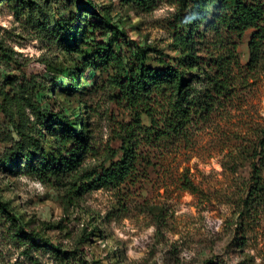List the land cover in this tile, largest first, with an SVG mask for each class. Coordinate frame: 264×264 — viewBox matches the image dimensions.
Returning a JSON list of instances; mask_svg holds the SVG:
<instances>
[{
  "label": "rangeland",
  "instance_id": "1",
  "mask_svg": "<svg viewBox=\"0 0 264 264\" xmlns=\"http://www.w3.org/2000/svg\"><path fill=\"white\" fill-rule=\"evenodd\" d=\"M94 1L129 39L168 52L175 0ZM74 12V0H0V91L26 79L52 88L51 97L40 93L42 107L77 115L90 135L77 168L55 178L46 155L54 154L52 131L60 125L26 109L42 151L19 149L0 109V264H264V203L243 211L252 170L247 149L264 132V70L248 66L252 29L238 39L242 67L234 70L233 91L216 94L210 113H193L183 129L170 131L169 92L126 101L112 64L69 81L64 71L81 56L66 50L58 22ZM97 33L83 40L82 55L94 51V37L109 42ZM127 44L110 47L127 61L135 52ZM156 55L150 51L146 64L158 67ZM123 142L136 151L132 174L82 192L79 175L108 166ZM1 202L19 219H9ZM40 236L58 242L61 255Z\"/></svg>",
  "mask_w": 264,
  "mask_h": 264
},
{
  "label": "trees",
  "instance_id": "2",
  "mask_svg": "<svg viewBox=\"0 0 264 264\" xmlns=\"http://www.w3.org/2000/svg\"><path fill=\"white\" fill-rule=\"evenodd\" d=\"M146 1L151 0H140L143 3ZM74 2L77 12L71 14L66 24L58 22L59 35L66 50L81 56L80 61L75 62L78 65L74 64L72 69L64 71L69 76V81L75 82L79 73L91 67L112 64L113 83L118 89L119 97L126 101L136 104L145 95L150 97L154 91L169 92L170 114L167 115L170 131L183 129L193 113H210L215 105L216 94L223 95L233 91L242 67L237 51L238 39L248 29H252L248 42V66L250 69L260 67L264 70V0H175L178 12L170 24L172 41L168 44V52L137 44L129 39L122 27L110 21L109 12L101 11L94 0ZM96 32L102 38L108 36L109 42L94 37V51L88 56L82 55L83 40ZM121 41L129 43L128 47L135 48L127 61L110 47V43ZM150 51H156L158 67L146 64ZM235 69L240 72L236 74ZM77 70L80 72H76ZM197 85L200 87L197 88ZM41 92L46 97H51L49 93L53 89L42 91L41 85H37L32 79L19 81L15 86L0 91V109L13 123L14 131L19 137L14 145L19 149L26 147L29 151H42L37 146L38 139L32 137L28 127L26 109L36 119L45 122L50 119L51 123L60 125L59 131H52L54 154L48 153L46 156L52 158L48 162L50 167H47L50 173L55 178L63 177L79 165L82 154L88 147L90 135L84 122L77 121V115L73 119L65 109L43 108L39 97ZM257 138L247 149L251 155L252 167L250 181L243 195V211L247 215L264 203V132ZM120 147V156L108 166L79 175L82 181L79 189L82 192L118 185L132 174L136 151L125 142ZM12 158L11 155L5 158L3 164L11 163ZM72 193H76V190ZM6 205V202H1V209L6 211L8 218L19 219ZM40 237L36 240L45 239L52 251L61 255L58 242Z\"/></svg>",
  "mask_w": 264,
  "mask_h": 264
}]
</instances>
